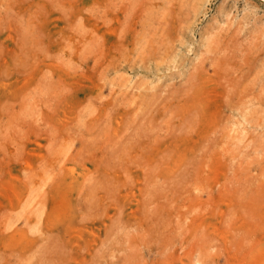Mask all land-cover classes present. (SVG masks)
I'll return each instance as SVG.
<instances>
[{
	"label": "rangeland",
	"instance_id": "obj_1",
	"mask_svg": "<svg viewBox=\"0 0 264 264\" xmlns=\"http://www.w3.org/2000/svg\"><path fill=\"white\" fill-rule=\"evenodd\" d=\"M0 264H264V0H0Z\"/></svg>",
	"mask_w": 264,
	"mask_h": 264
}]
</instances>
